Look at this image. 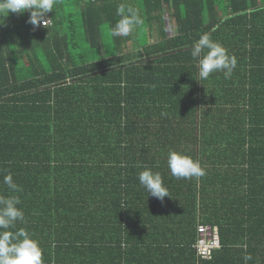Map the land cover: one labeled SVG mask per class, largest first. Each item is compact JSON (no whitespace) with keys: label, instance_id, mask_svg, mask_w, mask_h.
Returning <instances> with one entry per match:
<instances>
[{"label":"trees","instance_id":"trees-1","mask_svg":"<svg viewBox=\"0 0 264 264\" xmlns=\"http://www.w3.org/2000/svg\"><path fill=\"white\" fill-rule=\"evenodd\" d=\"M221 1L59 0L50 29L29 11L4 18L0 195L20 197L16 228L43 264H264V0ZM120 3L143 19L132 46L111 32ZM203 33L236 57L230 79L198 81ZM170 151L206 174L173 177ZM144 168L171 198L147 194ZM203 223L219 234L207 259L193 245Z\"/></svg>","mask_w":264,"mask_h":264},{"label":"clouds","instance_id":"clouds-1","mask_svg":"<svg viewBox=\"0 0 264 264\" xmlns=\"http://www.w3.org/2000/svg\"><path fill=\"white\" fill-rule=\"evenodd\" d=\"M59 0H0V26L4 18L11 13L29 11L28 23L50 29L52 19L45 14L52 12ZM120 17L111 28L113 36H129L140 25L143 19L134 7L120 3L116 8ZM191 57L197 62L198 81L207 80L212 73L223 72L225 79H230L237 66V59L229 55L227 50L218 42L211 39L208 33H203L191 47ZM167 167L171 175L177 179L203 177L206 173L198 161L176 151L167 154ZM138 181L147 194L163 200L170 197L168 189L163 185L159 172L144 168L138 173ZM3 183L12 192H19V186L14 182L11 173L4 175ZM171 198V197H170ZM17 195H0V264H43V252L39 241L32 238L25 228H16L17 222L24 223L25 216ZM16 229V230H11ZM245 264L252 259L250 254L243 257Z\"/></svg>","mask_w":264,"mask_h":264},{"label":"built area","instance_id":"built-area-1","mask_svg":"<svg viewBox=\"0 0 264 264\" xmlns=\"http://www.w3.org/2000/svg\"><path fill=\"white\" fill-rule=\"evenodd\" d=\"M46 18L50 19L47 15ZM193 245L199 258H210L212 250L219 246V234L216 227L206 223L198 224Z\"/></svg>","mask_w":264,"mask_h":264},{"label":"crops","instance_id":"crops-1","mask_svg":"<svg viewBox=\"0 0 264 264\" xmlns=\"http://www.w3.org/2000/svg\"><path fill=\"white\" fill-rule=\"evenodd\" d=\"M129 1V0H127ZM225 5V3L223 2V4H219V8H223ZM217 8V6L214 7V9L217 12V15H221V10ZM229 9V8H228ZM229 13V12H228ZM48 16V15H47ZM161 21H162V26L163 29L165 31V35L169 36L175 33V23H174V19L170 16V14L168 13V11L164 8L163 5H161ZM152 26V25H151ZM135 32L131 33L129 35V40H128V44H130L132 46V42L134 41V36H135Z\"/></svg>","mask_w":264,"mask_h":264},{"label":"rangeland","instance_id":"rangeland-1","mask_svg":"<svg viewBox=\"0 0 264 264\" xmlns=\"http://www.w3.org/2000/svg\"><path fill=\"white\" fill-rule=\"evenodd\" d=\"M219 4L221 5V4H223V2L221 0H219Z\"/></svg>","mask_w":264,"mask_h":264}]
</instances>
